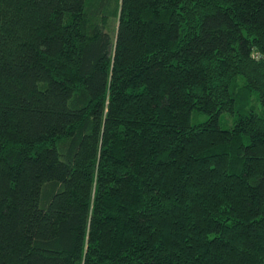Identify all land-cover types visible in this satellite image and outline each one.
Wrapping results in <instances>:
<instances>
[{
    "label": "trees",
    "instance_id": "obj_1",
    "mask_svg": "<svg viewBox=\"0 0 264 264\" xmlns=\"http://www.w3.org/2000/svg\"><path fill=\"white\" fill-rule=\"evenodd\" d=\"M0 264H264V0H0Z\"/></svg>",
    "mask_w": 264,
    "mask_h": 264
},
{
    "label": "rangeland",
    "instance_id": "obj_2",
    "mask_svg": "<svg viewBox=\"0 0 264 264\" xmlns=\"http://www.w3.org/2000/svg\"><path fill=\"white\" fill-rule=\"evenodd\" d=\"M88 3H89V5L92 4L95 7L97 6V0H88ZM118 7L119 6H118V4L116 5V2H115V4L112 3L109 6V11L111 10L113 13L118 14V10H119ZM115 19L116 18L110 19L112 29L116 28V20ZM254 106L257 107L256 104H254ZM202 117L204 118V120L206 119V116H202ZM232 125H233V118H231L227 115H224V117L222 118V127L224 129H227L228 127H230Z\"/></svg>",
    "mask_w": 264,
    "mask_h": 264
}]
</instances>
